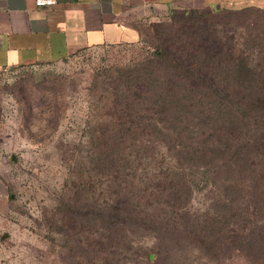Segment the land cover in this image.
I'll list each match as a JSON object with an SVG mask.
<instances>
[{
  "label": "trees",
  "instance_id": "trees-1",
  "mask_svg": "<svg viewBox=\"0 0 264 264\" xmlns=\"http://www.w3.org/2000/svg\"><path fill=\"white\" fill-rule=\"evenodd\" d=\"M169 13L148 23L153 51L104 84L101 133L75 142L69 254L264 264V10Z\"/></svg>",
  "mask_w": 264,
  "mask_h": 264
},
{
  "label": "rangeland",
  "instance_id": "rangeland-1",
  "mask_svg": "<svg viewBox=\"0 0 264 264\" xmlns=\"http://www.w3.org/2000/svg\"><path fill=\"white\" fill-rule=\"evenodd\" d=\"M155 33L146 23L137 42L83 47L0 74V264H75V142L101 133L104 84L152 52Z\"/></svg>",
  "mask_w": 264,
  "mask_h": 264
},
{
  "label": "crops",
  "instance_id": "crops-1",
  "mask_svg": "<svg viewBox=\"0 0 264 264\" xmlns=\"http://www.w3.org/2000/svg\"><path fill=\"white\" fill-rule=\"evenodd\" d=\"M264 0H0V68L65 59L83 47L137 42L141 28L171 11L240 9ZM161 15V16H162ZM7 187L0 175V195Z\"/></svg>",
  "mask_w": 264,
  "mask_h": 264
},
{
  "label": "built area",
  "instance_id": "built-area-1",
  "mask_svg": "<svg viewBox=\"0 0 264 264\" xmlns=\"http://www.w3.org/2000/svg\"><path fill=\"white\" fill-rule=\"evenodd\" d=\"M35 6L39 8L51 7L56 3V0H34ZM4 72L3 68H0V74Z\"/></svg>",
  "mask_w": 264,
  "mask_h": 264
}]
</instances>
